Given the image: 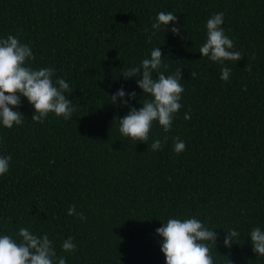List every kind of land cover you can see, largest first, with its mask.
Listing matches in <instances>:
<instances>
[{
	"label": "trees",
	"instance_id": "trees-1",
	"mask_svg": "<svg viewBox=\"0 0 264 264\" xmlns=\"http://www.w3.org/2000/svg\"><path fill=\"white\" fill-rule=\"evenodd\" d=\"M162 11L177 15L166 28L181 31L162 28L149 43ZM220 12L244 56L223 65L199 53L207 20ZM9 35L30 47L33 69L65 79L76 110L36 122L21 97L13 110L24 122L0 124V156H11L0 175V236L22 227L46 234L66 264H165L156 229L196 218L217 233L215 246L206 242L213 264H264L249 238L255 227L264 231V0H0V39ZM157 47L166 76L181 69L182 106L169 132L153 122L148 141L136 143L117 121L149 97L123 75ZM225 66L228 81L220 79ZM121 87L126 100L137 94L128 106L110 101ZM177 137L186 145L180 154ZM155 139L163 147L153 151ZM73 205L85 220L68 215ZM230 229L239 236L226 248ZM69 237L76 250L63 252Z\"/></svg>",
	"mask_w": 264,
	"mask_h": 264
},
{
	"label": "clouds",
	"instance_id": "clouds-1",
	"mask_svg": "<svg viewBox=\"0 0 264 264\" xmlns=\"http://www.w3.org/2000/svg\"><path fill=\"white\" fill-rule=\"evenodd\" d=\"M176 20L177 15L172 12H159L151 25L154 31L147 37V41L150 43L152 37L162 28L165 32L178 34L181 26L166 28L169 22L175 24ZM223 23L222 12L207 20L206 42L199 48L201 57H207L209 61L221 65L225 61L236 62L244 57L240 51L233 50L234 41L225 35L221 27ZM162 57L160 48H154L150 58L143 59L139 66L128 68L123 75L125 79L137 78L136 84L142 94L149 97L139 109L129 107L128 114L117 121L121 136L136 143L148 141L153 122H157L164 133L169 132L173 117L182 106L180 100L184 88L180 83L181 69L166 76L161 71V68L167 69V65H162ZM252 58H255L254 55ZM34 59L30 47L20 43L12 35L0 39V124L5 128L11 129L14 124L19 126L24 122V116L13 110L20 106L21 97L31 105L34 110L31 120L36 122H44L50 113L68 120L76 110L65 95L69 91V84L65 79L58 78L53 81L55 69L50 67L33 69L27 62ZM246 69L250 72L251 65H246ZM153 73L157 74L155 78ZM230 73L231 68L222 67L220 79L228 81ZM195 76L196 73L191 72L190 78ZM136 95L133 91L127 93V100L124 99L126 92L121 87L110 96V101L115 104L120 99L122 106H128V101L135 99ZM184 119H191L190 112L185 113ZM164 141H167V136ZM162 147L160 139H155L151 144L153 151ZM185 147V143L177 137L174 144L175 154L183 152ZM10 160V155L0 156V175L8 172ZM68 215H75L82 221L86 219L83 213L76 211L75 205L69 207ZM225 233L223 245L230 248L239 233L234 229ZM156 234L162 238L160 251L165 264H213L211 249L206 242L215 246L217 233L206 228L198 219L170 218L156 229ZM249 238L252 251L256 255L264 256V231L255 227ZM75 250L76 245L71 237L62 243L63 252L71 253ZM0 264H66V259L63 256L57 257L46 234L37 236L22 227L17 234L0 236Z\"/></svg>",
	"mask_w": 264,
	"mask_h": 264
}]
</instances>
